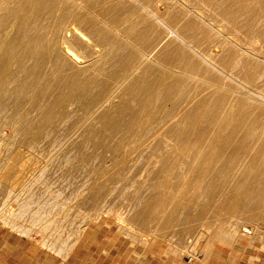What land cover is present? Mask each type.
<instances>
[{
	"label": "crops",
	"instance_id": "obj_1",
	"mask_svg": "<svg viewBox=\"0 0 264 264\" xmlns=\"http://www.w3.org/2000/svg\"><path fill=\"white\" fill-rule=\"evenodd\" d=\"M104 6L111 29L121 25L120 0H104ZM136 15L135 9H128L127 16ZM170 18L171 26L157 21L166 30L158 29L154 39L151 35L141 37L138 23L125 20L126 33L133 38L135 48L128 57L119 58L121 65L117 66L123 76L137 69L139 84L158 87L154 98L145 97L152 100L151 106L163 107H154L149 115L167 127L160 132L169 142L148 146L154 152L147 171L151 189L148 186V195L140 198L146 203L137 220L144 228L159 223L168 238L127 240L115 230L105 231L103 225L92 226L84 231L71 254L61 259L27 241L4 236L0 239V264H188L187 257L176 254L174 248L188 247L189 240L197 238L191 234L194 223L202 224L201 231L206 233L200 245L206 254L197 264H264L262 254H248L250 247L261 250L260 241L252 235L254 241L247 238L250 235L237 236L246 226L238 229L234 222L242 216L244 221H259L264 211L246 209L245 205L246 200L254 201L248 202L249 208L264 201V57L253 56L211 24H205L207 19H184L186 14ZM114 39L128 53L123 42ZM196 117L199 120L195 121ZM190 119L195 128H175ZM159 130L149 133L155 135ZM166 133L171 137L183 135L189 145L182 146L180 136L170 142ZM191 144L197 149H190ZM232 199L239 201L240 209Z\"/></svg>",
	"mask_w": 264,
	"mask_h": 264
},
{
	"label": "rangeland",
	"instance_id": "obj_2",
	"mask_svg": "<svg viewBox=\"0 0 264 264\" xmlns=\"http://www.w3.org/2000/svg\"><path fill=\"white\" fill-rule=\"evenodd\" d=\"M67 1L73 5L75 12L84 15L89 23L108 25V19L105 21L96 11L87 12L85 5L81 1L63 0L61 3ZM220 2L223 3L222 0H152L149 3L144 0H120L123 8H121V14L118 17L122 18L120 21L134 20L139 25L136 28L138 30L137 33H141V37L144 35L150 37L151 35L152 39L156 37L155 32L158 29L163 31L166 30L165 25L171 26L169 25L170 16L186 14L184 19L204 18L207 19L205 24H211L212 28L217 32L219 31L220 34L222 33L233 39L235 43L244 46L252 54L264 57V37H260V33H257L259 26L255 31H251V25L249 28L244 17L231 22L229 17H223L221 13H218L219 9L225 8V5L219 6ZM243 5H247L249 9L256 7V14L262 16L264 14V3L261 1H251L250 4L248 0H244ZM129 8L135 9L138 15L127 16ZM124 21L121 22V25L117 24L112 28V34L113 37L123 42L125 48L129 49L128 54H131L135 48V43L133 38L126 33L128 23ZM157 21L164 24V26ZM183 23L185 24V22ZM232 23L235 25H232ZM100 52L102 53V50ZM103 55H106L105 52L102 55L100 54V56ZM88 63H91L90 58ZM129 73V75L132 74L131 72ZM126 78L122 75L120 80L112 82L110 78H106L105 72L104 80L107 84L109 83V92L107 91L108 93L105 96L106 100L110 99L112 101L119 92L122 93L121 91L125 89L123 85L127 82ZM111 85L112 87H110ZM115 90L116 95L114 96L111 93H114L113 91ZM107 95L110 96L108 97ZM12 123L5 120L0 125V239L4 236H13L27 241L45 253L66 259L82 239L84 231L92 226L103 225L105 231L107 229L115 230L122 238L127 240L140 239L143 242H148L150 240L162 241L168 238L160 231L161 226L159 223L144 228L141 226L142 223L135 218L137 213L142 209L144 210L143 206L146 203V200L140 198L148 195L149 178L147 171L150 160H153L150 155L154 156V152L148 150V145L164 141L161 134L164 127L158 120L153 122V125L149 128L152 130L160 129L158 133L151 135L147 131V134L141 137V140L137 139L140 145L137 143L138 145L128 146L127 150H124L127 145H123L124 148L120 147L118 149L119 153L117 150L112 154H108L110 150L104 151L100 157H93V160L84 162L80 160L81 157L74 160L72 155H70V159L69 155H67L68 153L66 154L67 149L70 147L67 146L66 148V145H73V143L75 144L79 141L82 129H71V133L70 131H65L68 132L67 134L63 132L60 135L59 133V140L56 138L57 142L54 145L55 140L48 143L43 141L47 144L41 142L32 147H20L19 144L22 141L23 134L20 130L15 129ZM3 124L5 129L2 127ZM169 125L170 121L168 122ZM65 138H68L69 141ZM61 140L63 144H60ZM58 142L59 148H61L60 151L58 147V149L53 147ZM62 147L64 148L62 149ZM130 148H133L134 152ZM54 150H56L55 153ZM144 150L145 152H143ZM110 152H113V150ZM65 154L69 158H67L68 160L63 158ZM116 155H119L120 159ZM58 157H60L59 160H57ZM99 158L103 161H100ZM136 159L138 160L136 161ZM69 160L73 161V163L68 162ZM79 160L80 163L78 162ZM121 164L122 167L119 166ZM88 165L91 166L89 167ZM65 172L69 176L73 175V177H68ZM126 172L127 174H125ZM123 174H125L124 178ZM87 179L89 180L87 181ZM83 180L88 183L85 184ZM89 181L91 182L89 183ZM91 184L94 185L92 186ZM93 187L95 191H92L94 190ZM100 189L103 190L101 195L98 193ZM212 206H216V203H212ZM255 208L264 209V204H257L253 208H249L248 205L246 209ZM260 216L259 221L253 220V222L244 221L246 220L245 216H242V219H234L238 229L246 226L245 228L253 231L252 236L260 241L261 250L258 252V250L250 247L248 249L249 256H254L255 254L264 256V211ZM211 218L212 216H209L207 221L210 222ZM191 225L193 229L191 234L197 238L190 239L188 247L174 248V250H177L176 254L186 256L187 260L188 256L199 254V259L194 263L197 264L203 254H206L205 249L200 246L205 240L206 233L201 231L202 224L194 223ZM243 229L237 232V236L244 234L242 232ZM252 236L250 235L247 238L254 241L251 238Z\"/></svg>",
	"mask_w": 264,
	"mask_h": 264
},
{
	"label": "bare ground",
	"instance_id": "obj_3",
	"mask_svg": "<svg viewBox=\"0 0 264 264\" xmlns=\"http://www.w3.org/2000/svg\"><path fill=\"white\" fill-rule=\"evenodd\" d=\"M61 1L63 0H0V125L5 120L13 122L15 129L20 130L23 134L22 141L19 144L20 147H32L43 141L48 143L55 140L54 145L57 142L56 138L59 140V133L61 135L65 131H70L71 133V129H82L79 141L75 144L73 143V145H66V148L70 146L66 154L68 153L69 158L72 155L74 160L81 157L82 159L80 158V160H83V162L93 160V157H100L104 151L113 150V152H108V154H112L114 151H118L120 147H123V145H127L124 150H127L128 146L138 145L137 139L141 140V137L151 130L149 128L153 125V122H156L155 117L153 115L150 116L153 113L152 110L154 107L161 108L160 104L158 105L159 107L151 106L152 100L146 99L149 96L153 97L158 87L139 84L138 78H135V74L138 73L136 69L131 71V75L129 73L125 76L127 77L126 81L129 83L124 82L123 88L125 89L121 91L122 93H117L119 97L116 95L115 90L111 94L116 95V98L111 99L112 101L110 99L106 100L105 96L109 92V83L107 84L104 80L105 72L106 78H110L112 82L120 80L122 77L121 69L117 68V66L121 65L119 58L121 59L123 55L128 57L129 54L124 53L125 51L122 50L121 44L116 42L109 24L89 23L84 15L75 12L72 4L68 1L61 3ZM79 1L85 5L87 12L96 11L106 21L107 8L104 6V0ZM222 1L223 3L220 2L219 6L225 5V8L219 9L218 13H221L223 17H229L231 22L244 17L249 28L251 25V31H255L259 26L257 33H260V37H264V14L263 16L256 14V7L247 8V5H243L244 0ZM251 1L264 3V0H248V3L250 2L251 4ZM100 10L102 14H100ZM232 25L235 24L232 23ZM101 50L102 53L100 52ZM103 52L106 55L100 56ZM253 55L260 57L257 54ZM89 58L91 59L90 64L88 63ZM120 88L123 89L122 87ZM146 95L147 97H145ZM261 97L264 99L263 96ZM155 104L157 105L158 103L155 102ZM172 108L175 110V105ZM172 108L171 110H173ZM172 112L170 114L173 115ZM169 116L172 117L171 115ZM161 118H164L163 115ZM217 119L218 121L221 120L219 117ZM197 120L199 118L195 119V121ZM226 121L227 118L225 119ZM192 122L193 120L190 119L174 127L176 129H190L191 126L195 128V123ZM165 123L167 124V122ZM196 124L199 125L200 122ZM220 125L219 121L217 126ZM2 127H5L4 124ZM166 128L164 127V129ZM259 128H262L261 124ZM169 129L172 128L170 127ZM68 132H65V134ZM165 135L167 139L171 138L170 142L180 136L178 142H181L185 148L189 145L182 137L183 135L175 134L177 137L173 135L172 137L167 136V133ZM153 141L155 140L153 139ZM44 142L43 144H47ZM60 144H63L62 140ZM156 144L158 146V142ZM57 145H55L56 147L53 146L54 149L60 147ZM196 146L191 144L190 149L191 147L196 148ZM134 149L132 148L131 151L133 150L134 152ZM140 149L142 150V148ZM60 150L61 148H59ZM160 150L158 151L160 152ZM176 150L180 152V150ZM66 154L63 157L64 159L68 158ZM116 156L119 157V155ZM80 160L78 161L79 163ZM193 161L195 162V160ZM68 162L73 163L71 160ZM88 166L90 167L91 165ZM119 166L122 167V164ZM61 173L64 174L62 171ZM65 173L67 174V172ZM125 174H123V178ZM67 175L68 177H73V175ZM86 183L88 182L85 181ZM91 185L93 186L94 184ZM149 189H151L150 186ZM92 191H95V189ZM102 191V189L99 190V195L102 194ZM202 194L205 195L204 193ZM137 201L139 200L137 199ZM231 201L234 202L232 203L236 208H239V201L234 199ZM85 202L87 201L85 200ZM248 202L254 201L246 200L245 205L247 208ZM260 204H264V201H261Z\"/></svg>",
	"mask_w": 264,
	"mask_h": 264
},
{
	"label": "built area",
	"instance_id": "obj_4",
	"mask_svg": "<svg viewBox=\"0 0 264 264\" xmlns=\"http://www.w3.org/2000/svg\"><path fill=\"white\" fill-rule=\"evenodd\" d=\"M242 232L245 234V235H252L253 234V231L248 229V228H244L242 230ZM199 254L197 255H191V256H188V264H194L195 262H197V260L199 259Z\"/></svg>",
	"mask_w": 264,
	"mask_h": 264
}]
</instances>
